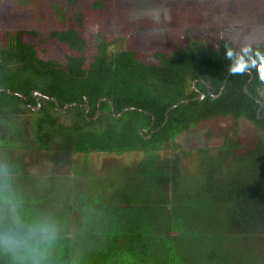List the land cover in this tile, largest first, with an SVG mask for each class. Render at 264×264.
<instances>
[{
    "label": "trees",
    "instance_id": "1",
    "mask_svg": "<svg viewBox=\"0 0 264 264\" xmlns=\"http://www.w3.org/2000/svg\"><path fill=\"white\" fill-rule=\"evenodd\" d=\"M63 2L56 12L66 18L65 29L46 38L64 46L61 60L40 58V43H26L23 32L0 46V151L7 155L9 148H34L46 154L45 162L57 175L70 170L75 177L89 176L86 185L92 187L111 177L123 181L118 194L105 191L104 182L101 190L83 195L88 209L100 214L93 216L94 226L107 229L95 237L89 253L96 264H118L115 259L124 264H264V106L258 113L264 83L226 72L229 62L247 58L254 75L260 53L233 42L235 50L225 59L227 40L209 47L186 36L154 50L147 60L146 54L126 47L125 36L93 32L96 13L111 14L113 0ZM170 2L175 5L154 8L166 28L180 23V6L199 18L202 3L216 6L215 0ZM250 11L249 25L264 22L262 7ZM34 90L42 95L39 111L32 109L37 105ZM201 92L205 96L198 99ZM66 105L71 106L61 113ZM23 116L28 120L21 123ZM226 118L235 123L245 119L261 133L253 144L240 146L238 139L219 144L216 133L197 132H218ZM128 153L142 157L132 164L133 171L118 165L115 175L116 165L103 163V175L95 178L84 162L88 156L107 155L116 163L117 155ZM0 158V164L7 159ZM11 163L7 159L10 169ZM25 177L31 183L29 170ZM19 178L11 171V186ZM71 200L63 201L62 217L67 210L74 215ZM48 201L53 203L44 196L43 206ZM22 221L28 226L33 219ZM60 225L70 233L77 227L72 221Z\"/></svg>",
    "mask_w": 264,
    "mask_h": 264
},
{
    "label": "rangeland",
    "instance_id": "2",
    "mask_svg": "<svg viewBox=\"0 0 264 264\" xmlns=\"http://www.w3.org/2000/svg\"><path fill=\"white\" fill-rule=\"evenodd\" d=\"M63 1L0 0V46H6L10 42V38L17 32H23L21 38L26 43H40V45H36L40 58H43V60H61L66 51L64 46L55 41L46 40V38L49 37L51 31L65 29V25L62 22L66 18L64 16L59 18L56 12L57 6L61 8L65 6ZM153 1L155 0H113L115 7L111 14L107 10H105V14L96 13L98 21L91 22L93 32H105L108 38L113 36L122 38V36H125L123 43L126 47L146 54L147 56H143V58L147 60L150 59L154 50L166 49L170 42L174 43L177 38L184 39L186 36H193L196 40H201L209 47L218 44L221 39L227 41L231 39L240 48H245L243 45L248 42L252 43V41H259L264 44V22H257L256 26L253 24L249 25L246 22L250 19L252 13L250 10L256 7H262L264 10V0H215L216 6L214 9L207 3H202L201 8H199L204 13L201 15L202 18L197 17L190 11L186 13L183 5L179 7L184 15L183 17L181 15L178 19L181 24L179 23L169 28L162 26L161 20H159L160 14L154 8L175 4L170 2V0H162L160 3ZM145 4H148L151 10ZM204 4L207 6L203 8ZM142 22H147L148 24ZM32 31H36L38 34L31 35ZM246 35L248 36L247 40L244 39ZM26 119L28 120L27 117L23 116L18 120L24 123ZM220 128L218 132H210L207 128H202L197 132L204 134L216 133L218 135L216 142L219 141V144L224 143L229 138L238 139L240 146L253 144L257 138V133H261L258 128H255L245 119H238L236 123L227 118L222 119ZM175 140L178 142L182 139L177 137ZM7 151H9L7 155L6 152L0 151V157H7L12 162L11 166L16 169L9 168L12 174L14 171L18 174V177H23L14 181L17 186H11L19 202L18 214L21 220L29 216L32 219H37L28 224V226H31L38 221L47 219L55 224L57 231H63L60 223L63 227H66L67 222L72 221V225L77 226L71 231L72 233H62V235L57 236L54 245L50 249L51 255L49 259L58 260L60 256H66L67 264H88V261L91 264H96L95 261L98 260L92 261L88 259L89 253L93 251L95 237L105 234L107 229L101 226H94L97 221L92 218L97 216L99 212H93L92 206L88 209L87 206L89 204L84 203L83 195L85 192L89 194V191L93 193L94 191L97 192V189L98 191L101 190V185L104 182L103 187L107 189L105 191L113 190L115 194H118L124 187L123 181L116 177H111L110 179H103L101 184H96L92 187L90 184L86 185L89 181V176L88 179L83 175L75 177L70 170L64 176L57 175L56 168L45 162L48 160L45 156L46 154L34 148L30 150H11L9 148ZM141 157L142 153L117 155L115 163L107 155L88 156V160L84 162L88 165L87 171L89 169V174L99 178V174L103 175V163L115 164L116 166L112 170L113 175H115L118 165L122 167L128 166L133 171L132 164L138 162ZM7 159L4 160L3 164H7ZM26 170L30 172L31 183H28L25 177ZM51 174L53 175L51 176ZM43 177L47 183L43 182ZM91 178L93 179V176ZM80 193L83 197H81ZM115 194L106 192L107 196ZM44 196L51 199L53 203L48 201L43 207L42 198ZM59 198L61 199L60 203ZM69 198H73L71 201L76 203L74 205L76 207L73 206L72 208L76 211H71L74 214L73 216L70 215L69 210L64 211L65 216L62 217L60 215V211L63 210L62 203ZM170 198L171 196H169ZM79 212H86V214L80 215ZM8 216L9 210L6 205V213L0 219V229L4 230L14 226L11 214L10 218ZM95 252L99 253L100 251L95 249ZM91 256L93 257L92 254ZM112 262L124 264L123 259H115Z\"/></svg>",
    "mask_w": 264,
    "mask_h": 264
},
{
    "label": "clouds",
    "instance_id": "3",
    "mask_svg": "<svg viewBox=\"0 0 264 264\" xmlns=\"http://www.w3.org/2000/svg\"><path fill=\"white\" fill-rule=\"evenodd\" d=\"M247 40L248 36H244ZM243 47L251 48L260 53V58L254 63L256 69L253 75L249 65L252 63L247 58L226 65L228 76L248 75L264 83V44L256 41L245 43ZM225 59L235 50L233 40L229 39L224 44ZM0 177H3V187L0 188V202L8 206L12 216L13 227L0 231V252L10 257V264H49L50 249L57 239L55 224L47 219L38 221L31 226L24 225L18 214V201L11 188V171L6 164H0Z\"/></svg>",
    "mask_w": 264,
    "mask_h": 264
},
{
    "label": "crops",
    "instance_id": "4",
    "mask_svg": "<svg viewBox=\"0 0 264 264\" xmlns=\"http://www.w3.org/2000/svg\"><path fill=\"white\" fill-rule=\"evenodd\" d=\"M3 186V177H0V187ZM19 203V202H18ZM44 207V206H43ZM54 212V211H52ZM6 213V204L3 202H0V219L2 215H5ZM10 218V212H9V216ZM37 219H33V221H36ZM0 231H3V229H0ZM62 233H67L69 234L70 232L66 231V229H63V231H57V236L62 235ZM59 242V239H58ZM66 257V256H65ZM0 264H10V257L8 255H6L3 252H0ZM49 264H67L65 262V260H53V259H49ZM88 264H91L90 261H88Z\"/></svg>",
    "mask_w": 264,
    "mask_h": 264
},
{
    "label": "water",
    "instance_id": "5",
    "mask_svg": "<svg viewBox=\"0 0 264 264\" xmlns=\"http://www.w3.org/2000/svg\"><path fill=\"white\" fill-rule=\"evenodd\" d=\"M32 96H33V98L35 99V101L37 102L36 107H32V109H33L34 111H39V110H40V104L38 103V98L41 97L42 95H41V93H40L39 91L34 90V91L32 92ZM204 96H205L204 93L201 92V94L198 96V99H202ZM24 99L27 100L26 98H24ZM53 102L56 103L55 100H53ZM259 102H260V107H259L258 113H259L260 109L263 108V106H264V103H263L262 101H259ZM179 103H181V102H179ZM176 105H178V104H176ZM70 106H71V105H66V106L63 107V108H60L59 111H60L61 113H65L66 110H67V108H69ZM110 106H111V108H112V112L114 113L113 106H112L111 104H110ZM85 107H86V109H87V112H86V115H87V113H88V106H85ZM173 107H174V106H173ZM173 107H171V109H172ZM121 114H122V113H120L119 115H115V117H116V118H119V117L121 116ZM259 117H260V115H259ZM142 131H143V130H140V133H142ZM144 131H145V130H144Z\"/></svg>",
    "mask_w": 264,
    "mask_h": 264
}]
</instances>
